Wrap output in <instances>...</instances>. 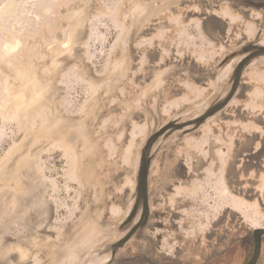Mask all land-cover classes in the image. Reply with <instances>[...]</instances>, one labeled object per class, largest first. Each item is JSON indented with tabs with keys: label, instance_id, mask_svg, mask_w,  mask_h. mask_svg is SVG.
<instances>
[{
	"label": "rangeland",
	"instance_id": "rangeland-1",
	"mask_svg": "<svg viewBox=\"0 0 264 264\" xmlns=\"http://www.w3.org/2000/svg\"><path fill=\"white\" fill-rule=\"evenodd\" d=\"M83 1L0 0V264H63L57 256L60 248L69 254L67 264H85L90 261L93 238L107 225L123 219L119 209L123 198L128 213L134 190L130 158L134 152L138 158V141L148 129L147 122L154 125L153 119L133 128L123 151L110 135L105 137L108 122L103 123L107 116L101 115L104 106L100 101L106 96L101 81L92 75L102 78L108 63L115 66L121 37L117 17L133 0H92L91 15L78 22L70 40L60 37L63 43L59 45L57 35L64 36L74 19L69 9ZM192 6L199 8L196 4L177 6L173 21ZM221 14L232 21L230 29L239 26L246 29L248 37H254V19L247 21L227 10ZM196 20L174 27L172 43L181 56L173 55L181 57L180 61L196 58L207 64L226 47L206 39ZM241 31L237 29L238 34ZM260 38L264 43V34ZM228 39L233 44L241 37ZM122 65L119 62L117 68ZM260 77L264 79V72ZM256 82L258 87L264 83ZM259 92L256 90L254 97ZM208 93L199 89L197 99ZM186 101L182 97L173 101V110L189 105ZM165 115L157 118L158 127L171 117L168 111ZM115 118L119 125L120 118ZM124 130L127 138L126 127ZM128 168L130 171H125ZM220 180L221 173L214 174V183L209 185L212 190L205 184L199 193L205 198L208 193L220 196L225 189ZM103 206L112 208L107 219L98 213ZM218 211L219 206L200 214L209 217L202 220L203 226L186 231L188 237H202ZM92 221L98 224L89 225ZM161 233L166 241L168 232ZM117 237L98 241L91 261L108 259L99 257V250Z\"/></svg>",
	"mask_w": 264,
	"mask_h": 264
},
{
	"label": "flooded vegetation",
	"instance_id": "flooded-vegetation-1",
	"mask_svg": "<svg viewBox=\"0 0 264 264\" xmlns=\"http://www.w3.org/2000/svg\"><path fill=\"white\" fill-rule=\"evenodd\" d=\"M150 1L133 0L118 15L116 22L121 37L116 52L119 55L115 66L114 62L108 63V69L102 74L101 90L103 89L106 97L100 101L104 106L101 115L107 116L103 123L108 122L105 126L109 130L105 137L110 135L123 151L130 142L133 128L139 123L143 125L147 119H153V123H156L157 118H164L167 111L172 116L175 111L171 103L181 97L183 100L188 99V104L197 102L200 100L196 95L199 89L204 88L210 92L212 87L194 81H215L200 80L194 76L199 72V67H209L212 62L201 64L196 58L192 62V59L186 57L181 61L189 66L185 76L176 75L174 78L171 70V77H162L160 70L181 58L173 55L181 56L179 47L172 43L174 27L185 25L196 18L200 33L214 43H219L217 40L222 35L224 41L229 43L233 40L228 37H248L245 28L233 26L230 29L232 21L221 13L226 10L232 15L240 13L226 5L209 8L208 5L199 4L198 9L192 6L173 21L171 8L166 7L151 14ZM90 2L92 0H84L78 7L69 9L74 19L65 35H57L58 38L64 37L68 41L78 22L88 19L91 15L90 7L93 6ZM186 6L190 4L178 7ZM50 8L46 9L47 12ZM189 10L200 15L193 17L189 15ZM240 16L247 21L255 20V35L258 32L260 36L264 34V27L261 30L259 27L264 21L263 14L250 12L247 17L244 14ZM136 28V37L130 45L126 37ZM237 29L242 30L240 34ZM211 37L217 40L210 39ZM60 39L58 43L62 45L63 38ZM73 44L69 47L70 51ZM119 62L123 63L121 68H117ZM263 72L264 67H253L245 71L240 80L245 82L243 96L231 101L228 109L219 113L216 120L183 137L173 151L165 148L152 161L149 172V237L130 238L126 243H104L103 251L108 248L113 252L118 259L116 264H246L252 259L258 241L259 253L254 264H264V232L255 233L259 229L264 230V83H261V87L256 85V81H264L260 77ZM258 89L261 92L254 97V92ZM115 117L120 118L119 125ZM150 123L151 121L147 122V127L151 126ZM125 127L127 138L124 136ZM103 141L104 139L101 141L102 145L105 146ZM131 160L135 187V152ZM122 162L124 164L123 158ZM125 171L130 170L128 168ZM217 173H221V181L227 194L218 196L208 193L210 196L205 198L199 191L205 189V184L209 186L214 183L212 178ZM124 181L126 182V177ZM217 206L221 212L218 211V215L209 223L208 231L202 237L196 234L192 235L195 237H188L186 231L193 230L194 226H203L202 220L209 217L200 214L210 213ZM119 209L124 219L127 212L124 198L120 201ZM110 212L113 213L111 206H103L98 211L106 219ZM42 214L44 215L43 211ZM253 218L255 226L251 222ZM95 224L98 223H89L92 226ZM133 224L139 226L141 223ZM161 231L168 232L166 241ZM65 254L63 248L57 253L63 264H67L63 258Z\"/></svg>",
	"mask_w": 264,
	"mask_h": 264
},
{
	"label": "water",
	"instance_id": "water-1",
	"mask_svg": "<svg viewBox=\"0 0 264 264\" xmlns=\"http://www.w3.org/2000/svg\"><path fill=\"white\" fill-rule=\"evenodd\" d=\"M186 3L190 5H208L209 8H218L221 5H226L234 8L240 14L246 15V17L250 12L264 15V0H151L149 6L152 7V10L150 13H158L166 7L174 10L177 6ZM189 15L197 17L200 14L190 11ZM259 27L260 30L263 29L264 21L260 23ZM137 30V28L136 30H131L126 37L130 45L136 37ZM223 37L222 35L218 40L213 37L210 39L223 43L226 47L225 52L217 57L209 67H199V72L194 75L196 79L200 80H215L194 81L205 86L213 85L210 92L197 102L186 105L175 111L169 120L162 126L158 127V121H156L153 126L148 127L145 135L138 141L137 162L145 158L146 169L143 173L139 172V174L136 175V183L130 197V205L126 217L120 221L107 225L101 230L99 236L93 238L90 246V261L92 255L95 253L93 250L95 244L112 235L118 234V237L110 242L114 244H116L117 241L126 243L130 238L149 237L148 226L151 220L149 172L152 161L163 152L165 148H170V151H173L174 148L180 144L183 137L193 134L203 125L216 120L219 113H224L228 109V104L231 101L243 96L245 82L240 81L243 78V73L253 67H264V43L262 42V38H260L259 32L256 33L253 38L243 37L233 44L224 41ZM79 39L77 41H79ZM134 56L133 52V60ZM193 61L194 60H192V62ZM188 67L185 61H173L166 68L160 70L159 73L162 74V77H165V75L166 77H171L169 73H171L172 70L174 78L176 75L185 76V71L188 70ZM92 77L97 81L102 80V78L94 75H92ZM186 109L189 111H186ZM155 138H158L157 143L152 149H149L148 146L151 145ZM132 222H140V227L138 229H130V226L126 227L127 224ZM262 231L264 232V230L259 229L255 233L259 234ZM74 236H71L70 240H72ZM258 242L252 259L246 264H254L256 261V257L259 253ZM99 251L101 256V250ZM80 254L84 256V252ZM63 258L67 260L65 256H63ZM90 261H87L85 264H105L102 259Z\"/></svg>",
	"mask_w": 264,
	"mask_h": 264
},
{
	"label": "bare ground",
	"instance_id": "bare-ground-1",
	"mask_svg": "<svg viewBox=\"0 0 264 264\" xmlns=\"http://www.w3.org/2000/svg\"><path fill=\"white\" fill-rule=\"evenodd\" d=\"M83 27H84V25L82 24L81 25V30H80V34L82 33V30H83ZM80 36V35H79ZM161 137V136H160ZM157 139L158 138H155L154 139V141L151 143V145L150 146H148L149 147V149H152V144H154V143H157ZM137 175L139 174V172L140 173H143L144 172V170L146 169V161H145V158H143V159H141L140 161H138L137 162ZM128 226H130V229H136L137 227L139 228L140 227V225L138 226V225H136V224H133V222L132 223H129V224H127L126 225V227H128ZM65 252H66V254H65V257L66 258H68V252H67V250H65ZM101 253H102V255L101 256H99V257H103V258H105L106 259V257L108 258V259H106V260H103L104 262L103 263H105V264H116V262H117V256H115V254H113V252H111L108 248L103 252V251H101ZM68 254V255H67ZM113 259H116V261H114L113 262ZM67 261V260H66ZM68 264H70V263H68Z\"/></svg>",
	"mask_w": 264,
	"mask_h": 264
},
{
	"label": "crops",
	"instance_id": "crops-1",
	"mask_svg": "<svg viewBox=\"0 0 264 264\" xmlns=\"http://www.w3.org/2000/svg\"><path fill=\"white\" fill-rule=\"evenodd\" d=\"M223 183H222V181L220 180V185H222ZM223 188H224V186H223ZM226 191L225 190H223L222 191V193L221 194H227V193H225ZM237 202V204L239 203L238 201H236ZM245 214H246V217L248 218V213H246L245 212ZM261 216L263 217V215L261 214ZM249 219V218H248ZM252 220H254V221H252ZM251 222H252V224L255 226L256 225V223H255V219L253 218V219H251ZM258 256V255H257ZM257 258V257H256ZM255 263V262H254Z\"/></svg>",
	"mask_w": 264,
	"mask_h": 264
}]
</instances>
